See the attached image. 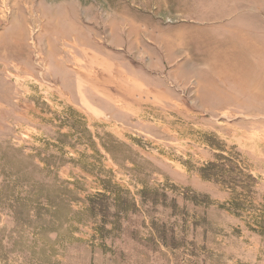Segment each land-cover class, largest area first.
<instances>
[{
    "label": "rangeland",
    "instance_id": "rangeland-1",
    "mask_svg": "<svg viewBox=\"0 0 264 264\" xmlns=\"http://www.w3.org/2000/svg\"><path fill=\"white\" fill-rule=\"evenodd\" d=\"M0 264H264V0H0Z\"/></svg>",
    "mask_w": 264,
    "mask_h": 264
}]
</instances>
